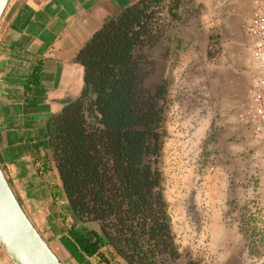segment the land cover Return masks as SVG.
Returning <instances> with one entry per match:
<instances>
[{"label": "crops", "instance_id": "obj_1", "mask_svg": "<svg viewBox=\"0 0 264 264\" xmlns=\"http://www.w3.org/2000/svg\"><path fill=\"white\" fill-rule=\"evenodd\" d=\"M133 1L9 0L0 18V166L36 227L34 215L43 224L52 218L49 186L55 173L39 177L35 168L49 155L47 120L81 91L83 67L75 62L77 51L106 18ZM257 9L264 12V0H186L181 20L161 38L164 44L169 37L180 39L182 79L190 74L197 58L206 70L215 67L222 112L230 129L235 172L227 177V184L234 186L233 191L226 189V197L232 210L227 213L223 197L220 200L216 195L213 202L209 198L206 222L212 228L230 225L238 231L226 237L216 229L203 236L210 244H232L207 248V264H248L242 260L251 254L264 264V250L254 253L244 245L264 244L262 146L245 119L254 80L262 75L252 55L253 37L247 31L249 18ZM162 16L168 20L166 13ZM212 45L217 48L214 58L208 56ZM36 65L42 68L41 77L37 84L29 85L27 78ZM213 258L217 261H209ZM0 264H12L2 250Z\"/></svg>", "mask_w": 264, "mask_h": 264}, {"label": "trees", "instance_id": "obj_2", "mask_svg": "<svg viewBox=\"0 0 264 264\" xmlns=\"http://www.w3.org/2000/svg\"><path fill=\"white\" fill-rule=\"evenodd\" d=\"M185 1L135 0L106 18L75 55L79 95L47 120L49 155L35 165L39 177L55 173L45 226L82 264H167L180 255L159 167L165 102L144 131L133 128L132 104L140 66L150 63L142 50L163 47L170 58L180 51V39L161 38ZM41 73L36 65L28 84ZM170 83L165 77L161 98Z\"/></svg>", "mask_w": 264, "mask_h": 264}, {"label": "rangeland", "instance_id": "obj_3", "mask_svg": "<svg viewBox=\"0 0 264 264\" xmlns=\"http://www.w3.org/2000/svg\"><path fill=\"white\" fill-rule=\"evenodd\" d=\"M164 23H166V31L174 26H169L167 21ZM147 51L149 53L146 57L150 62L148 65L152 69L161 60H167L165 77L171 82L164 99L161 100L162 104L165 102L166 134L162 140L159 167L172 233L180 255L177 258H168L167 264H207L205 259L207 248L216 250L232 245L221 242L210 244L203 236L218 229L208 226L206 222L209 198L213 202L216 195L220 200L223 197V204L227 205V213L231 212L232 202L226 197V189L233 191L234 185L231 182L228 185L226 180L235 172L231 166L232 139L225 121L226 117L222 112L223 100L217 91L215 67L206 70L203 62L200 63L201 60L197 58L190 74L182 79L178 54L170 58L163 47L156 50L153 48L142 50L144 53ZM208 51L210 58H214L217 54L215 45L209 47ZM209 62L215 65V61ZM33 220L44 240L46 239L47 244H50L51 249L63 263L74 264L71 256H68L65 243L61 239L51 240L48 228L39 221L37 215L33 216ZM219 229L226 237L238 231L230 225ZM244 245L248 251L254 253L264 250V244ZM212 260L217 261L215 258L209 261ZM242 262L260 264L257 256L252 254Z\"/></svg>", "mask_w": 264, "mask_h": 264}, {"label": "water", "instance_id": "obj_4", "mask_svg": "<svg viewBox=\"0 0 264 264\" xmlns=\"http://www.w3.org/2000/svg\"><path fill=\"white\" fill-rule=\"evenodd\" d=\"M9 0H0V18ZM167 60L143 80L146 88L161 85ZM0 249L12 264H64L49 247L23 209L0 166Z\"/></svg>", "mask_w": 264, "mask_h": 264}, {"label": "built area", "instance_id": "obj_5", "mask_svg": "<svg viewBox=\"0 0 264 264\" xmlns=\"http://www.w3.org/2000/svg\"><path fill=\"white\" fill-rule=\"evenodd\" d=\"M247 31L253 37L252 55L262 75L254 80L245 119L253 138L262 146L259 158L264 162V12L257 9L251 14Z\"/></svg>", "mask_w": 264, "mask_h": 264}, {"label": "flooded vegetation", "instance_id": "obj_6", "mask_svg": "<svg viewBox=\"0 0 264 264\" xmlns=\"http://www.w3.org/2000/svg\"><path fill=\"white\" fill-rule=\"evenodd\" d=\"M150 67L151 66L147 67L145 66V64H141L139 70V76L141 77V81L138 82V85L133 90V128L140 131L146 130L150 125L154 126L153 120L155 119V114L162 106V98L160 93L161 85H158L153 89L146 88L143 85L144 78H146L154 70V68L152 69V67Z\"/></svg>", "mask_w": 264, "mask_h": 264}]
</instances>
